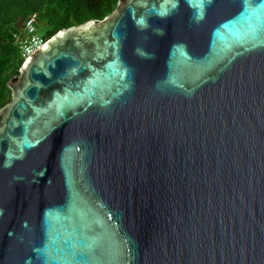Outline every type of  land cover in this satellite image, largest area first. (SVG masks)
Segmentation results:
<instances>
[{
    "label": "water",
    "instance_id": "1",
    "mask_svg": "<svg viewBox=\"0 0 264 264\" xmlns=\"http://www.w3.org/2000/svg\"><path fill=\"white\" fill-rule=\"evenodd\" d=\"M0 264H1V108H0Z\"/></svg>",
    "mask_w": 264,
    "mask_h": 264
},
{
    "label": "trees",
    "instance_id": "2",
    "mask_svg": "<svg viewBox=\"0 0 264 264\" xmlns=\"http://www.w3.org/2000/svg\"><path fill=\"white\" fill-rule=\"evenodd\" d=\"M0 108H1V0H0Z\"/></svg>",
    "mask_w": 264,
    "mask_h": 264
}]
</instances>
